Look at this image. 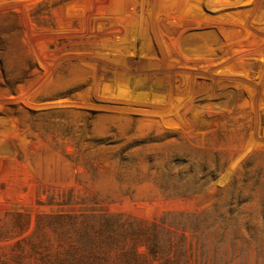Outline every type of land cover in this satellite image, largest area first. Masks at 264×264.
I'll use <instances>...</instances> for the list:
<instances>
[{"label": "rangeland", "instance_id": "1", "mask_svg": "<svg viewBox=\"0 0 264 264\" xmlns=\"http://www.w3.org/2000/svg\"><path fill=\"white\" fill-rule=\"evenodd\" d=\"M0 264H264V0H0Z\"/></svg>", "mask_w": 264, "mask_h": 264}]
</instances>
